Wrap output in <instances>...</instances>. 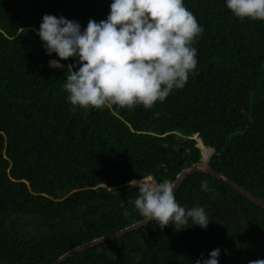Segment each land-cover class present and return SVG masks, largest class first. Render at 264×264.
<instances>
[{"label": "trees", "instance_id": "trees-1", "mask_svg": "<svg viewBox=\"0 0 264 264\" xmlns=\"http://www.w3.org/2000/svg\"><path fill=\"white\" fill-rule=\"evenodd\" d=\"M111 2L0 0V264H53L142 221L128 181L171 183L200 162L199 146L212 150L210 169L264 202V21L234 16L225 0H184L203 31L183 88L151 108L73 106L63 87L73 60L50 68L59 58L36 30L45 14L83 29L105 20ZM174 195L205 209L206 230L153 221L61 264H194L216 248L219 264L264 260V211L254 203L199 172Z\"/></svg>", "mask_w": 264, "mask_h": 264}, {"label": "clouds", "instance_id": "clouds-1", "mask_svg": "<svg viewBox=\"0 0 264 264\" xmlns=\"http://www.w3.org/2000/svg\"><path fill=\"white\" fill-rule=\"evenodd\" d=\"M225 6L238 18L264 21V0H225ZM109 8L105 20H89L83 29L75 20L45 14L36 30L46 54L59 58L49 61L50 68L64 70L61 61L73 60L63 85L67 100L84 109L108 104L151 108L183 88L197 67V49L191 45L203 31L184 0H112ZM208 159L202 161L200 151L198 164L207 165ZM127 187L137 189L133 203L142 224L151 220L161 229L171 223L182 230L191 222L206 230L210 223L203 207L177 203L173 183L140 178ZM201 190H210L207 181ZM220 255L216 248L194 264H219Z\"/></svg>", "mask_w": 264, "mask_h": 264}, {"label": "water", "instance_id": "water-1", "mask_svg": "<svg viewBox=\"0 0 264 264\" xmlns=\"http://www.w3.org/2000/svg\"><path fill=\"white\" fill-rule=\"evenodd\" d=\"M203 173L205 175H208L212 178H215L217 180L222 181L223 183L227 184L228 186H230L231 188H233L236 192H238L239 194H241L242 196H244L246 199H248L249 201H251L252 203H254L256 206H258L260 209H262L264 211V202L256 199L254 196H252L248 191L244 190L243 188H241L240 186H238L237 184H235L233 181L227 179L226 177L222 176L221 174H218L217 172L213 171L212 169H210L207 165H203V164H195L192 165L188 168L183 169L180 173H178L174 179V181H172L171 183L175 184V189L174 192L181 186V184L183 183L184 179L192 174V173ZM143 221V220H142ZM142 221L133 224L123 230H120L116 233L104 236V237H100L98 239L92 240L88 243L82 244L78 247L73 248L72 250L68 251L67 253H65L63 256H61L59 259H57L53 264H61L63 261H65L66 259H68L69 257L82 252L84 250L90 249L92 247H96L98 245H101L103 243H106L108 241L114 240L118 237H121L127 233H131L135 230H138L146 225H148L149 223L153 222L151 220H149L146 223L142 224Z\"/></svg>", "mask_w": 264, "mask_h": 264}, {"label": "rangeland", "instance_id": "rangeland-1", "mask_svg": "<svg viewBox=\"0 0 264 264\" xmlns=\"http://www.w3.org/2000/svg\"><path fill=\"white\" fill-rule=\"evenodd\" d=\"M203 153V149L201 148V154ZM210 154V152L208 151L207 152V154L206 155H204L205 157H204V161H206L207 160V158H209V156L211 155H209ZM201 158H202V156H201ZM202 164H203V162H201Z\"/></svg>", "mask_w": 264, "mask_h": 264}, {"label": "bare ground", "instance_id": "bare-ground-1", "mask_svg": "<svg viewBox=\"0 0 264 264\" xmlns=\"http://www.w3.org/2000/svg\"><path fill=\"white\" fill-rule=\"evenodd\" d=\"M246 117V116H245ZM200 147V150H201V148L203 149V147L202 146H199ZM204 149H206V148H204ZM208 151V150H207ZM210 154H211V151H210ZM209 154V155H210ZM201 156H202V161L204 160V150H203V153L201 154ZM140 222V221H139ZM138 223V222H137ZM136 224V223H135Z\"/></svg>", "mask_w": 264, "mask_h": 264}]
</instances>
